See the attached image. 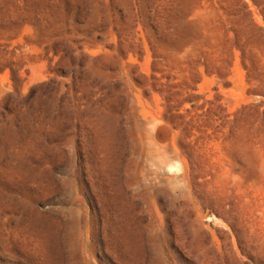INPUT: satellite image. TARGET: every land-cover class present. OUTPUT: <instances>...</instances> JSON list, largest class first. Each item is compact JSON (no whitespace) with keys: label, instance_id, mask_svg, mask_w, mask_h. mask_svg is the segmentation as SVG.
<instances>
[{"label":"rangeland","instance_id":"obj_1","mask_svg":"<svg viewBox=\"0 0 264 264\" xmlns=\"http://www.w3.org/2000/svg\"><path fill=\"white\" fill-rule=\"evenodd\" d=\"M0 264H264V0H0Z\"/></svg>","mask_w":264,"mask_h":264}]
</instances>
